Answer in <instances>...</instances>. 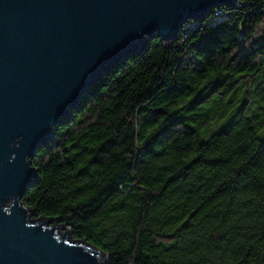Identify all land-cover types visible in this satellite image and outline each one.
I'll list each match as a JSON object with an SVG mask.
<instances>
[{"label":"trees","instance_id":"obj_1","mask_svg":"<svg viewBox=\"0 0 264 264\" xmlns=\"http://www.w3.org/2000/svg\"><path fill=\"white\" fill-rule=\"evenodd\" d=\"M31 160L24 204L107 264H264V0L146 35Z\"/></svg>","mask_w":264,"mask_h":264},{"label":"water","instance_id":"obj_2","mask_svg":"<svg viewBox=\"0 0 264 264\" xmlns=\"http://www.w3.org/2000/svg\"><path fill=\"white\" fill-rule=\"evenodd\" d=\"M236 2L0 0V264H107L103 250L24 204L37 177L31 158L146 35L172 40L189 20Z\"/></svg>","mask_w":264,"mask_h":264},{"label":"built area","instance_id":"obj_3","mask_svg":"<svg viewBox=\"0 0 264 264\" xmlns=\"http://www.w3.org/2000/svg\"><path fill=\"white\" fill-rule=\"evenodd\" d=\"M215 14H216V17H219V16H221V13H220V11H215Z\"/></svg>","mask_w":264,"mask_h":264},{"label":"rangeland","instance_id":"obj_4","mask_svg":"<svg viewBox=\"0 0 264 264\" xmlns=\"http://www.w3.org/2000/svg\"><path fill=\"white\" fill-rule=\"evenodd\" d=\"M63 232H65V229H61V230H59V233H63ZM71 239H75V238H73V237L71 236Z\"/></svg>","mask_w":264,"mask_h":264}]
</instances>
